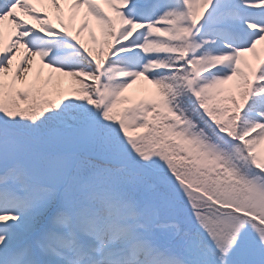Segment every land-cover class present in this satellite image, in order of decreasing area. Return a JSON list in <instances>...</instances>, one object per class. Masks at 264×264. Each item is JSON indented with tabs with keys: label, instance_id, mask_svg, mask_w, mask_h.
<instances>
[{
	"label": "snow or ice",
	"instance_id": "obj_1",
	"mask_svg": "<svg viewBox=\"0 0 264 264\" xmlns=\"http://www.w3.org/2000/svg\"><path fill=\"white\" fill-rule=\"evenodd\" d=\"M0 264H264V0H0Z\"/></svg>",
	"mask_w": 264,
	"mask_h": 264
},
{
	"label": "rangeland",
	"instance_id": "obj_2",
	"mask_svg": "<svg viewBox=\"0 0 264 264\" xmlns=\"http://www.w3.org/2000/svg\"><path fill=\"white\" fill-rule=\"evenodd\" d=\"M87 37L85 36V39H86ZM151 85H148L146 82H141V83H139V84H137V85H134L133 86V89H131V90H129V94L130 95H143L144 94V92H143V90L144 89H151Z\"/></svg>",
	"mask_w": 264,
	"mask_h": 264
},
{
	"label": "bare ground",
	"instance_id": "obj_3",
	"mask_svg": "<svg viewBox=\"0 0 264 264\" xmlns=\"http://www.w3.org/2000/svg\"><path fill=\"white\" fill-rule=\"evenodd\" d=\"M93 23H95V22H93Z\"/></svg>",
	"mask_w": 264,
	"mask_h": 264
}]
</instances>
